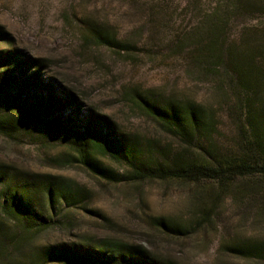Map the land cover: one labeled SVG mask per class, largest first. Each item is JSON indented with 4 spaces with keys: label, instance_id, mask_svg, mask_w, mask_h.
I'll return each mask as SVG.
<instances>
[{
    "label": "rangeland",
    "instance_id": "rangeland-1",
    "mask_svg": "<svg viewBox=\"0 0 264 264\" xmlns=\"http://www.w3.org/2000/svg\"><path fill=\"white\" fill-rule=\"evenodd\" d=\"M235 2L0 0V206L17 193L32 201L41 217L38 223L47 224L18 225L16 237L23 244L18 260L28 261L41 248H48L93 258L94 264H151L153 259L176 264H253L217 252L224 229L232 236L264 237V224H256V213L262 218L264 209L235 202L232 184L223 189L214 207L225 226L215 222L196 227L184 238L166 236L153 220L189 223L201 208L211 206L221 191L220 182L136 178L131 164L119 158L117 147L125 137L124 147L132 141L141 150L140 162L152 166L168 165L181 149L186 151L185 159L210 144L221 154L231 150L239 124L229 120L221 107L228 96L233 97L223 84L227 76L221 69H203L189 55H202L216 28L226 45L237 44L243 34L257 39L252 30H264V13L242 9L229 17V5ZM89 23L105 26L114 46L85 40ZM135 89H152L211 111L206 120L214 125L212 134L195 137L184 146L167 130L169 126L140 111L132 98ZM69 91L80 97L76 107L50 102L58 97L66 101ZM35 111L42 120L26 124L25 113ZM58 115L70 127L48 124ZM91 120L92 130L100 129L110 142L92 141L95 168L103 175L121 176L119 180L98 176L76 160L71 147L76 138L70 130L85 128ZM106 123L113 124L111 131ZM53 178L67 182L74 195L65 198L55 191L50 198L47 180ZM3 223L6 231H14V222ZM106 245H124L129 250L123 254L112 249L114 254L105 260ZM135 247L148 254L130 250Z\"/></svg>",
    "mask_w": 264,
    "mask_h": 264
},
{
    "label": "trees",
    "instance_id": "trees-1",
    "mask_svg": "<svg viewBox=\"0 0 264 264\" xmlns=\"http://www.w3.org/2000/svg\"><path fill=\"white\" fill-rule=\"evenodd\" d=\"M236 4L229 5L228 16L236 14L242 9L255 10V12L264 13V0H236ZM88 37L85 40L92 41L95 45L114 46V38L111 37L109 30L103 25L89 23ZM256 29V28H255ZM216 31L210 33L207 43V50L202 55H189L191 61L203 67L221 69L225 72L227 79L223 82L228 88V92L233 97L228 96L221 105L224 114L229 120L236 119L239 127H236L234 143L229 152L221 154L216 147L208 145L203 151L190 158L187 157L184 149L179 150L169 161L168 165L156 163L155 166L140 162V149L134 148L132 141H128L130 146L125 148L121 137L117 142L120 150L119 158L131 164L134 169V177L140 179L170 177L178 180L191 181L198 183L201 181H218L220 182V193L213 197L211 206L201 208L199 215H196L189 223L185 225L174 223L166 218H157L153 222L162 234L175 238H184L195 232L196 227L200 228L208 224H221L222 219L215 214L214 207L217 200L222 196L223 189L227 186L235 185L233 198L241 206L253 208L255 210L264 209V30H252L257 39L252 38V34L240 36L237 44L226 45L225 39L220 36L222 31L216 28ZM14 59V58H13ZM18 63L14 67L18 66ZM25 69L26 66H23ZM9 70V69H8ZM18 83L19 79H15ZM23 82V80H22ZM19 91V90H18ZM21 91H19L20 93ZM63 101L61 97L51 98L50 102L60 107L74 106L81 102L80 97L74 92L69 91ZM135 105L148 117L155 118L163 126H169L167 130L177 137L179 142L184 146H189L195 137L207 138L212 134L211 111L202 109L196 105L188 103L186 100L175 96H165L164 94L155 93L152 89L137 90L132 93ZM46 114V113H45ZM42 116L35 112L25 113L24 122L31 124L40 122ZM51 123H59L64 129L60 116H54ZM93 120L87 127L69 129L70 133L75 136L76 140L71 145L76 151V160L86 166L91 172L102 177H113L116 180L121 176L103 175L95 168V160L92 156L94 138H100L103 142L108 143V135L101 134L100 129L92 130ZM105 128L108 131L113 129V124L106 123ZM70 127V126H69ZM79 128L81 131H79ZM99 139V140H100ZM110 143V142H109ZM210 143V142H209ZM132 144V145H131ZM90 161V162H89ZM47 193L50 198L55 191H60L63 197L74 195L71 186L59 178L47 180ZM227 182L228 185L224 183ZM65 197V198H66ZM257 214V223L264 224V220ZM39 212L33 207L31 200L21 198L16 194L11 196L9 202L0 206V264H94L96 260L90 257L68 256L62 253L41 248L30 260H18L23 244L16 237V229L21 223L28 227H44L45 222L38 223L40 219ZM260 219V220H259ZM4 220L12 221L16 224L13 232L4 229ZM37 222V223H36ZM224 229V228H223ZM224 233L220 249L217 255L220 257L236 258L244 261H250L253 264H264V237L252 234L232 236L227 233V229L222 230ZM128 247L116 245L112 248L106 245L102 251L104 259L111 257L114 253L112 249L118 250L125 254ZM132 248V247H131ZM139 254L145 257L147 251L136 248ZM151 264H176L167 260L151 261ZM116 264H131L125 261L116 262ZM222 264H227L226 262Z\"/></svg>",
    "mask_w": 264,
    "mask_h": 264
}]
</instances>
